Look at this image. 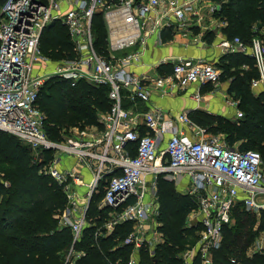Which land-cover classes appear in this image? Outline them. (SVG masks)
<instances>
[{
    "label": "built area",
    "instance_id": "2783aa9c",
    "mask_svg": "<svg viewBox=\"0 0 264 264\" xmlns=\"http://www.w3.org/2000/svg\"><path fill=\"white\" fill-rule=\"evenodd\" d=\"M227 2L0 0V130L29 146L37 159L44 151H54L46 173L67 196L68 204L56 218L59 228L69 229L73 237L65 264H76L85 255L75 247L91 225L88 212L93 198L100 194L103 198L98 208L110 210L102 226L106 236L119 225L132 224L124 240V245L133 248L128 264H138L141 248L148 247L152 253L162 244L157 187L161 175L174 182L182 194L197 200L191 216L197 217L195 226L201 231L195 245L182 255L185 264H191L195 256L201 264L213 263L214 252L223 245L224 228L232 224L239 204L251 213L264 210V166L259 152L242 151L231 147L224 136L209 135L188 111L175 114L161 108H136L149 102L153 94L171 96L192 85L197 91L190 97L200 102L202 87L221 83L219 62L179 58L171 62L172 71L167 75H140L129 70L141 60L153 34L161 37L169 29L174 34L199 29L197 41L202 42L207 25L220 16ZM97 13L103 14L108 27V57L95 48L92 21ZM56 22L66 27L76 57L63 60L65 67L47 73L41 39ZM254 32L250 44L240 37L221 38L217 47L222 55L250 56L259 73L252 85L264 90V33ZM50 77L109 86L112 107L99 115L100 126L79 129L61 143L49 140L38 101ZM125 98L134 109L123 106ZM230 106L237 109L238 102L234 100ZM243 116L237 110L236 119ZM66 158L74 159L79 170L62 169ZM80 170H85L87 177ZM102 227L96 236L102 235ZM252 250L262 254L264 240L257 238Z\"/></svg>",
    "mask_w": 264,
    "mask_h": 264
},
{
    "label": "trees",
    "instance_id": "16d2710c",
    "mask_svg": "<svg viewBox=\"0 0 264 264\" xmlns=\"http://www.w3.org/2000/svg\"><path fill=\"white\" fill-rule=\"evenodd\" d=\"M220 17L226 23L224 32L229 38L240 37L250 44L256 35L253 25L258 23L264 27V0H228ZM92 31L95 46L104 45L107 51L108 30L102 13L94 16ZM44 33L47 34L44 36ZM44 33V39H41L43 50L45 47L50 49L55 57L62 60L76 57L66 27L56 22ZM173 35V29L165 30L162 39L171 41ZM208 38L213 40L208 36L205 40ZM218 66L222 70L221 81H231L228 93L239 101L238 108L244 112L243 118L228 123L224 118L213 117L201 110L192 111L189 115L208 132L226 131V141L231 147L259 152L264 166V90L254 93L251 89L252 81L259 78L255 62L248 55L232 54L223 56ZM171 71L172 66H169L167 72ZM55 79L42 88L38 101L44 114L48 108L53 110L49 122L45 114V131L49 140L63 142V139L56 141L53 138H62L60 126L65 121L79 129L100 126L99 115L109 112L112 107L110 87L86 81L73 84L61 77ZM71 85L76 88H71ZM123 106L128 109L132 104L125 98ZM55 109L57 114H53ZM1 132L9 138L0 137V164L8 166L0 170V264H64L73 237L69 229L59 228L56 218L66 208L67 196L56 180L46 173L54 151H44L37 159L29 146L11 134ZM7 157L12 159L8 163ZM157 187L159 230L164 241L152 253L148 247L141 248L137 254L138 264H185L182 255L195 245L201 231L199 225L187 224V217L197 208V200L182 194L164 175L158 178ZM102 198L100 194L92 200L88 212L91 225L75 247L85 255L76 264H128L132 256V246L124 245L132 224L119 225L110 236H106L102 226L110 210L98 208ZM242 209L241 204L234 209L235 222L225 226L222 248L214 252L212 264H264V253L247 255L248 249L264 233V214L258 220L254 214ZM101 227L102 235L96 236ZM191 264H201L200 257L195 256Z\"/></svg>",
    "mask_w": 264,
    "mask_h": 264
},
{
    "label": "crops",
    "instance_id": "0c3cea01",
    "mask_svg": "<svg viewBox=\"0 0 264 264\" xmlns=\"http://www.w3.org/2000/svg\"><path fill=\"white\" fill-rule=\"evenodd\" d=\"M216 19V20H215ZM213 19L212 24H208V37H213V40L205 41H197L198 30L194 29L193 33H181L178 31L173 35V39L168 42H164L161 37L153 34L148 39V43L146 46V50L140 61L136 62L129 70L135 72L137 74L144 75H167V69L171 66V62L176 61L179 58H206L211 61L220 62L223 56L232 55V54H224L222 55L221 50L217 47L218 41L221 38L232 39L229 38L228 35L224 32L226 27V23L223 22L220 16ZM199 25L201 24L198 23ZM197 32L194 35V32ZM239 54V53H233ZM164 61V62H163ZM162 72V73H161ZM231 81H221L220 84L215 86L217 89L212 91H207L205 88L208 86H204L201 89L202 100L200 102H195V100L191 99V95L197 91V86L192 85L184 91H180L175 93L174 95L169 96H159L153 94L149 102L143 105H136L137 110L142 111L143 109H155L161 108L166 111H172L175 114L183 112V111H212L216 104L215 101L220 100L223 96V100L231 98V95L228 93ZM231 101H234V99ZM230 106V104H229ZM226 107V112L231 111L232 107ZM131 108L134 109L133 105ZM62 169H71L76 168L77 164L74 159L66 158L62 164ZM82 174L85 176L87 172L85 170H80ZM87 177V176H86Z\"/></svg>",
    "mask_w": 264,
    "mask_h": 264
},
{
    "label": "rangeland",
    "instance_id": "374dc122",
    "mask_svg": "<svg viewBox=\"0 0 264 264\" xmlns=\"http://www.w3.org/2000/svg\"><path fill=\"white\" fill-rule=\"evenodd\" d=\"M106 26H107V24H106ZM253 29L254 30H256V31H258L259 33H261V34H263L264 33V27H260V25L258 24V23H255L254 25H253ZM107 30H108V27H107ZM198 31H200V30H198ZM195 33H197V32H195ZM45 34H47V33H44V36H45ZM207 34H208V31H206L205 33H204V35H203V37H202V39H205L206 38V36H207ZM43 39H44V37H43ZM42 39V40H43ZM95 39V38H94ZM245 43H247L248 44V42H246V41H244ZM101 46V45H100ZM100 46H98V47H96L95 46V48H96V50H97V52H98V54L99 55H101V56H104V57H108L110 54H109V52H108V50L106 51V49H107V47H106V49H105V46L104 45H102V47H100ZM43 47H44V43L42 42V45H41V48H42V50H43ZM45 50H43L44 51V55H45V57H47V63H45V65H44V67H45V72H47V73H52V72H54V71H56L57 69H59V68H63V67H65V65H64V61L62 60V59H60V58H57V57H55L51 52H50V49H47L46 47L44 48ZM56 79H55V77H50V79H48L47 81H46V83L44 84V88H46L47 86H46V84L47 83H53V81H55ZM254 81V80H253ZM252 81V82H253ZM72 86V85H71ZM71 88H76V87H71ZM207 91H212V92H214L217 88L215 87V86H212V85H208V87H206L205 88ZM251 89H252V91L254 92V93H257V92H260V89L259 88H256V87H253V85H252V87H251ZM262 90V89H261ZM221 98H223V96L221 97ZM221 98H219L220 100H218V101H215V104H216V106H215V108L214 109H211L212 111H205L206 113H208V114H210L211 116H213V117H220V118H224V119H226L227 120V122L229 123H233L235 120H237L236 119V112H237V110L238 111H242L241 109H239L238 108V106H237V109H235V108H230V106H229V104H231V98H232V100H233V97L231 96V98H229V99H226V100H223V99H221ZM237 102H238V104H239V101L238 100H236ZM229 106V108L231 109V111H228V112H226L227 111V109H225L226 107H228ZM45 111V114H46V116L48 117V122L50 121V119L51 118H49L50 117V112L52 113L53 112V110L52 109H47V110H44ZM57 110L55 109L54 110V113L53 114H57ZM243 112V111H242ZM244 113V112H243ZM68 118V117H67ZM60 120L61 121H63V119H58L57 121H59L60 122ZM65 120H67V119H65ZM57 121H54L55 123L57 122ZM70 124H69V121H65L63 124H62V126H60V133H59V135L60 136H62V138H57V137H52L53 139H55L56 141H62V139H63V141H65V140H67L68 138H70V137H72L78 130H79V128L78 127H72V126H69ZM208 134L209 135H221V136H224V137H226V131H224L223 129L222 130H219V132H216L215 130H212V131H209L208 132ZM10 135V134H9ZM13 136V135H12ZM0 137H2V139H7V138H9L6 134H4V133H0ZM15 137V136H14ZM15 138H17V137H15ZM18 139V138H17ZM22 144H23V142L20 140V139H18ZM10 160H12L11 158H6V163H8ZM8 166L6 165V164H0V170H2V169H4V168H7ZM39 196V195H38ZM242 210H245V209H242ZM252 214H254L256 217H257V219L259 220V219H262V217H263V214H264V210H260L258 213H252ZM198 222V219H197V217H195V215H193V216H191V213L189 214V216L187 217V224L188 225H194L195 226V224ZM235 222V220H234V217L232 216V224ZM258 238H262L263 240H264V233L263 234H261ZM190 240H191V238H190ZM194 243H195V240L193 241ZM192 247H190V249H191ZM189 250V249H188ZM187 250V251H188ZM70 251V247L68 248V250H67V253ZM252 246L248 249V251H247V255H251V254H253L252 253ZM264 253V252H263ZM68 255V254H67ZM67 255H66V258H67ZM66 258H65V262H66ZM65 262H64V264H65Z\"/></svg>",
    "mask_w": 264,
    "mask_h": 264
}]
</instances>
